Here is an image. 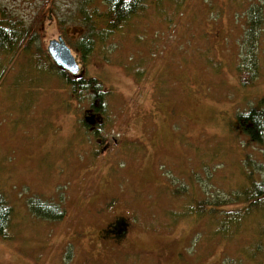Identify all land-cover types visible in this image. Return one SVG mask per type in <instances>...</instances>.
<instances>
[{
  "label": "rangeland",
  "instance_id": "1",
  "mask_svg": "<svg viewBox=\"0 0 264 264\" xmlns=\"http://www.w3.org/2000/svg\"><path fill=\"white\" fill-rule=\"evenodd\" d=\"M88 1L96 14L106 8ZM48 2L56 21L38 10ZM85 2L0 0L2 14L22 19L35 36L0 83V189L14 210L9 238L0 237V264L263 260L264 207L242 216L237 195L261 150L233 129L236 113L264 99V11L258 74L242 87L236 70L245 11L257 0H148L82 58L74 46L87 28L77 14ZM59 34L79 75L101 83L99 117L53 69L46 47ZM32 199L63 216L33 215ZM206 199L217 211L209 202L199 209ZM116 219L127 228L114 236L108 226Z\"/></svg>",
  "mask_w": 264,
  "mask_h": 264
},
{
  "label": "trees",
  "instance_id": "2",
  "mask_svg": "<svg viewBox=\"0 0 264 264\" xmlns=\"http://www.w3.org/2000/svg\"><path fill=\"white\" fill-rule=\"evenodd\" d=\"M148 0H101L100 2L105 5L103 12L97 13L95 8L92 11L87 9V4L91 1L83 3L78 7L77 14L80 16L85 28V32L81 38L76 41L74 49L82 55V58H86L90 54L91 48L95 38L103 40L107 35L113 34L119 27L135 13L144 7V4ZM263 5L257 0V3L250 4L245 11V50L240 55V64L236 65L238 73L239 83L242 87L250 85L254 78L258 74V63L254 55V45L257 40V31L263 24ZM106 14L105 16H103ZM98 29V30H97ZM31 27L26 25L22 19L15 16L6 17L2 14L0 18V83L9 68V62L13 56H16L19 51H27L34 44L35 36L30 34ZM5 63L1 61L2 56H8ZM2 62V63H1ZM9 64V65H8ZM55 67V66H53ZM60 78L68 86L73 95L79 97H89L91 110L95 112H103V98L104 94L101 83L93 77L87 78L84 76H69L66 72L58 69ZM97 100V103H93ZM257 106H250L247 109L235 114L234 130L242 132L248 141L254 143L260 147L261 150V162H254L256 166V172L250 169L246 172L247 186L243 187L237 195L242 196V200L245 203L244 208L241 211V215H248L258 211L264 207V99L257 101ZM260 105V106H259ZM89 123V122H88ZM83 126L89 130V125L83 120ZM99 130L96 128L92 134L94 137H99ZM249 165V163H247ZM258 173L256 176L255 173ZM210 203V209L215 210L211 205L212 200L206 199L204 201L197 202V206L201 209ZM216 204L215 202H212ZM30 211L33 215L47 218V219H60L63 213L54 205L47 202H41L31 200L29 203ZM211 213V212H210ZM225 214L230 218H235L236 214ZM14 210L11 206L8 197L0 189V237L3 239L9 238V229L11 227V221L13 218ZM239 216V214L237 215ZM258 249V247H257ZM256 250V246L254 251ZM256 264H264V259Z\"/></svg>",
  "mask_w": 264,
  "mask_h": 264
},
{
  "label": "water",
  "instance_id": "3",
  "mask_svg": "<svg viewBox=\"0 0 264 264\" xmlns=\"http://www.w3.org/2000/svg\"><path fill=\"white\" fill-rule=\"evenodd\" d=\"M47 52L52 58L53 62L59 68L76 75L79 71V66L72 55L70 48L66 45L61 36L58 39H52L48 42ZM93 121L91 120L90 123ZM121 229L119 232L125 231L126 224L121 221Z\"/></svg>",
  "mask_w": 264,
  "mask_h": 264
},
{
  "label": "flooded vegetation",
  "instance_id": "4",
  "mask_svg": "<svg viewBox=\"0 0 264 264\" xmlns=\"http://www.w3.org/2000/svg\"><path fill=\"white\" fill-rule=\"evenodd\" d=\"M47 0H45V2H46ZM42 4V3H41ZM49 2L48 3H46V4H42V6L38 9L39 11H41V13H42V15H44L45 16V18H49V20H50V22H52V20L54 21H56L57 19L55 18V16H54V10L55 9H53V7H52V5L51 6H49ZM43 5H44V7H43ZM3 11H5V10H2V9H0V18H1V16H2V12ZM11 15H12V13H11ZM83 35V33H81L80 35H78V37H77V39L76 40H78L79 38H81V36ZM58 36H62L63 37V35L62 34H59ZM57 36V37H58ZM64 39V38H63ZM65 40V39H64ZM66 41V40H65ZM90 112H92V115H93V117L94 118H96V117H99V115H100V113H98V112H95L94 110H92V111H90ZM95 122H96V119H95ZM122 222L121 221H119V220H113L112 221V223H110L109 224V226H108V231H110L114 236H117L118 234H121V232H119V230H116V228H118L119 226L121 227V224ZM119 227V228H120ZM115 232H116V234H115ZM123 232V231H122ZM112 235V236H113Z\"/></svg>",
  "mask_w": 264,
  "mask_h": 264
}]
</instances>
